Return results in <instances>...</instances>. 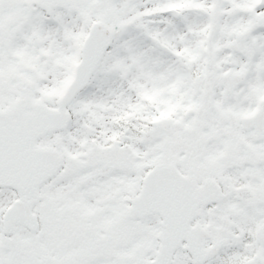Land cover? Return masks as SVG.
Segmentation results:
<instances>
[{
  "label": "snow or ice",
  "instance_id": "1",
  "mask_svg": "<svg viewBox=\"0 0 264 264\" xmlns=\"http://www.w3.org/2000/svg\"><path fill=\"white\" fill-rule=\"evenodd\" d=\"M0 264H264V0H0Z\"/></svg>",
  "mask_w": 264,
  "mask_h": 264
}]
</instances>
